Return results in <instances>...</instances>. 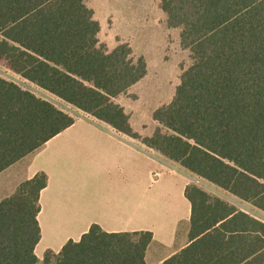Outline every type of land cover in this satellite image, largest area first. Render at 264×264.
I'll return each mask as SVG.
<instances>
[{
	"label": "trees",
	"instance_id": "1",
	"mask_svg": "<svg viewBox=\"0 0 264 264\" xmlns=\"http://www.w3.org/2000/svg\"><path fill=\"white\" fill-rule=\"evenodd\" d=\"M190 65L142 143L264 213V0H159ZM85 0H0V60L23 80L114 133L135 137L113 99L146 73L126 44L108 51ZM0 76V172L75 122ZM44 173L0 201V264H38ZM187 244L160 264H264V221L195 185ZM149 231L92 224L42 264H146Z\"/></svg>",
	"mask_w": 264,
	"mask_h": 264
},
{
	"label": "crops",
	"instance_id": "2",
	"mask_svg": "<svg viewBox=\"0 0 264 264\" xmlns=\"http://www.w3.org/2000/svg\"><path fill=\"white\" fill-rule=\"evenodd\" d=\"M18 165L22 172L12 191L36 174L47 177L39 194L40 240L34 248L40 260L45 250L56 253L68 240L78 241L92 224L106 233L151 232L146 264H160L187 244V171L102 123L76 119L0 175ZM45 237L48 243L40 246ZM54 238L62 241L52 245Z\"/></svg>",
	"mask_w": 264,
	"mask_h": 264
},
{
	"label": "rangeland",
	"instance_id": "3",
	"mask_svg": "<svg viewBox=\"0 0 264 264\" xmlns=\"http://www.w3.org/2000/svg\"><path fill=\"white\" fill-rule=\"evenodd\" d=\"M85 4L99 24L97 38L100 44L108 51L120 44H126L133 58H142L145 62L144 77L113 99V102L123 109L130 127L136 134L135 137L125 136L143 144L142 139L151 136L159 128V124L152 117L153 112L171 100L181 74L190 65L189 52L180 43V29L167 24L159 0H85ZM0 76L49 101L76 119L83 118L96 122L62 100L20 78L9 69L4 60H0ZM21 172L22 167L18 165L0 175V201L14 192L12 181L18 179ZM186 173L191 183L189 185H195L209 195L235 205L264 221V213L251 204L192 173L189 174L188 171ZM159 206L166 207L167 204L161 203ZM61 241L62 239L54 238L51 244L57 245ZM47 243L45 237L40 246L44 247ZM47 251L51 250H45L42 258ZM38 260V264H42V259Z\"/></svg>",
	"mask_w": 264,
	"mask_h": 264
},
{
	"label": "built area",
	"instance_id": "4",
	"mask_svg": "<svg viewBox=\"0 0 264 264\" xmlns=\"http://www.w3.org/2000/svg\"><path fill=\"white\" fill-rule=\"evenodd\" d=\"M155 175H157V174H155Z\"/></svg>",
	"mask_w": 264,
	"mask_h": 264
}]
</instances>
